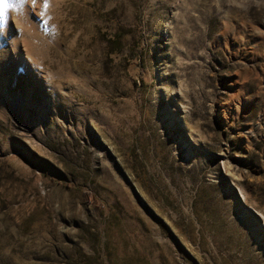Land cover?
I'll return each instance as SVG.
<instances>
[{
    "label": "rangeland",
    "instance_id": "obj_1",
    "mask_svg": "<svg viewBox=\"0 0 264 264\" xmlns=\"http://www.w3.org/2000/svg\"><path fill=\"white\" fill-rule=\"evenodd\" d=\"M0 264H264V0H7Z\"/></svg>",
    "mask_w": 264,
    "mask_h": 264
},
{
    "label": "snow or ice",
    "instance_id": "obj_2",
    "mask_svg": "<svg viewBox=\"0 0 264 264\" xmlns=\"http://www.w3.org/2000/svg\"><path fill=\"white\" fill-rule=\"evenodd\" d=\"M7 0H0V18L6 16V8L8 7Z\"/></svg>",
    "mask_w": 264,
    "mask_h": 264
},
{
    "label": "clouds",
    "instance_id": "obj_3",
    "mask_svg": "<svg viewBox=\"0 0 264 264\" xmlns=\"http://www.w3.org/2000/svg\"><path fill=\"white\" fill-rule=\"evenodd\" d=\"M7 22H8L7 16L0 18V28H6Z\"/></svg>",
    "mask_w": 264,
    "mask_h": 264
}]
</instances>
